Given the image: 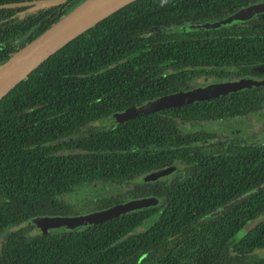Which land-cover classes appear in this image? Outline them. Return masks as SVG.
Wrapping results in <instances>:
<instances>
[{
    "label": "trees",
    "instance_id": "obj_1",
    "mask_svg": "<svg viewBox=\"0 0 264 264\" xmlns=\"http://www.w3.org/2000/svg\"><path fill=\"white\" fill-rule=\"evenodd\" d=\"M29 1L0 0V63L82 0L34 10L23 5ZM256 1L133 0L56 50L0 100V264H264V218L234 242L264 213V81L103 122L200 76H237L243 71L226 67L264 63V19L165 31L213 22ZM246 113L262 126L235 133ZM199 121L218 124L193 128ZM227 124L231 133L220 135ZM168 165L175 169L163 178L141 179ZM98 182L116 187L95 188L81 202L70 198L76 187ZM149 194L159 198L156 205L91 225L13 229L34 216L85 213Z\"/></svg>",
    "mask_w": 264,
    "mask_h": 264
},
{
    "label": "water",
    "instance_id": "obj_2",
    "mask_svg": "<svg viewBox=\"0 0 264 264\" xmlns=\"http://www.w3.org/2000/svg\"><path fill=\"white\" fill-rule=\"evenodd\" d=\"M64 0H34L23 2L30 5V10L55 5ZM133 0H82L69 12L53 22L45 30L25 45L12 52L8 58L0 63V100L21 80L67 42L95 25L97 22L132 2ZM7 5V4H6ZM14 3L8 6H14ZM264 14V1L242 7L234 13L212 23H192L188 29H209L222 25L243 21L253 14ZM246 71L264 74V63L249 65ZM261 83L259 78L243 77L240 79L210 83L204 86H190L173 93L163 94L142 104L130 106L122 111L114 112L103 119L105 124H119L127 119L168 107L189 104L193 101L205 100L227 94L231 91L248 88ZM175 169L168 165L144 174L143 181H152L170 174ZM157 198L152 196L132 197L112 206L79 214L39 215L28 218L13 229L26 225H34L37 232L50 229H74L81 225H91L124 214L129 211L156 205ZM264 218V213L248 221L235 235L237 242L251 227L257 225Z\"/></svg>",
    "mask_w": 264,
    "mask_h": 264
},
{
    "label": "flooded vegetation",
    "instance_id": "obj_3",
    "mask_svg": "<svg viewBox=\"0 0 264 264\" xmlns=\"http://www.w3.org/2000/svg\"><path fill=\"white\" fill-rule=\"evenodd\" d=\"M264 0H261V1H256V2H252V3H249V4H247V5H245V6H243V7H246V6H249V5H253V4H256V3H259V2H263ZM242 8V7H241ZM240 9V8H239ZM238 9V10H239ZM235 11V10H234ZM234 11L232 12V13H234ZM231 13V14H232ZM223 18H225V17H223ZM220 19H222V18H220ZM220 19H217L216 21H218V20H220ZM264 19V14L263 13H258V14H253V15H251L250 17H248V18H246L245 20H243V21H237V22H233V23H231V24H226V25H222V26H229V25H248V26H255V25H257L256 24V22H258L259 23V21H261V20H263ZM213 22H215V21H213ZM204 23H212V22H204ZM204 23H201V24H204ZM221 27V26H220ZM218 28V27H217ZM247 66H249V65H242V66H240V67H226V68H228L227 70H235L236 72L237 71H240V72H242V73H240L239 75H228L227 77H214V78H212V77H210V76H205L204 78H209L207 81H205V82H202V83H197L195 86H204V85H207V84H210V83H217V82H225V81H232V80H236V79H240V78H243V77H250V78H259L260 80H261V83L264 81V74H257V73H252V72H250V71H246L247 70V68L248 69H251V67H247ZM245 73V74H244ZM200 77H203V76H200ZM200 77H198V78H200ZM210 99V98H209ZM245 115H248V116H250V117H252L250 114H248V113H246V114H244V115H241L240 117H237V119H240L239 121H238V126H237V128H235V130H233L235 133L237 132V133H239V132H241V130H247V129H249L250 127V125H249V123H248V119L246 118L245 119ZM204 123H206L205 121L204 122H198V124H199V129H202L203 127H205L204 126ZM223 124V123H222ZM201 126H203L202 128H201ZM222 126V132H219V134L220 135H222V136H225V135H229V134H227V131H228V129L226 128L227 126H228V124L227 125H221ZM249 127V128H248ZM232 131V130H231ZM164 177V176H163ZM163 177H160V178H163ZM156 180H159V178L158 179H156ZM153 181H155V180H152L151 182H153ZM147 196H152V197H155V198H157V203H158V200H159V198L157 197V196H155V195H153V194H149V195H147ZM154 206V205H153ZM34 226V225H33ZM34 228V227H33ZM2 239V238H1ZM2 241H3V239H2ZM1 241V242H2ZM3 243L4 242H2V244H1V246H0V252H1V249H2V245H3Z\"/></svg>",
    "mask_w": 264,
    "mask_h": 264
},
{
    "label": "rangeland",
    "instance_id": "obj_4",
    "mask_svg": "<svg viewBox=\"0 0 264 264\" xmlns=\"http://www.w3.org/2000/svg\"><path fill=\"white\" fill-rule=\"evenodd\" d=\"M190 24H192V23H185V24H180V25H171V26L166 27L165 28V31H167V29H171L172 31L173 30H178V29L179 30L186 31L188 29V26ZM204 77L205 76L200 77V78L193 79L191 81V86H195L198 82L199 83H202V82H205V81H207L209 79V78H204ZM245 116H246L245 119L246 118L248 119V123L251 126L250 128L253 129L254 131H258L259 128L262 126V121L259 120L258 118L256 119V117L254 115H252V117H250L248 115H245ZM97 123H99V122H97ZM217 124L218 123L213 124L211 122H206V123H204V126L207 127V128H214L215 129V127H216ZM192 126H193V128L194 127H198L199 124H194ZM218 127H220V126H218ZM190 128H191V126H190ZM230 133H231V131L230 132L229 131L227 132V134H230ZM133 181L134 180L127 181L126 183H122V185L130 186L129 183H132ZM98 183H100V182H98ZM98 183H96V184H91L90 183L88 185H83V186L76 187L75 190H74V192L70 195V198L72 200H74V202H81L83 199H86V197H89L87 195V193L95 192V188L97 189L96 192H98V193H100V192L109 193V192L114 191V189L116 187V185H114L113 183H111V184H108L106 182H103V183L101 182L100 184H98ZM118 185H120V184H118ZM145 227H147V223H145L144 225H142L140 228H145ZM1 241H2V239H1V236H0V246L2 244ZM258 253L264 254V249L258 250Z\"/></svg>",
    "mask_w": 264,
    "mask_h": 264
}]
</instances>
